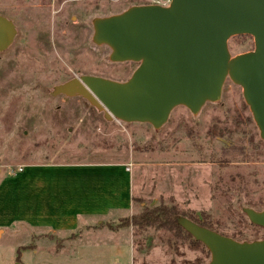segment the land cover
Wrapping results in <instances>:
<instances>
[{"label":"rangeland","instance_id":"1","mask_svg":"<svg viewBox=\"0 0 264 264\" xmlns=\"http://www.w3.org/2000/svg\"><path fill=\"white\" fill-rule=\"evenodd\" d=\"M170 0H0V15L17 35L0 53V170L31 163H124L132 206L74 230L26 226L3 230L0 260L8 264H206V248L182 234L128 224L142 208L174 206L237 241L264 238L242 208L264 209V141L227 80L217 103L193 116L173 109L159 130L107 121L81 98L52 97L53 87L81 76L126 81L136 63H111L92 43L91 22L138 5ZM66 22V23H63ZM74 22V23H73ZM231 56L253 50L249 36L228 41ZM30 246L16 253L17 248Z\"/></svg>","mask_w":264,"mask_h":264},{"label":"water","instance_id":"2","mask_svg":"<svg viewBox=\"0 0 264 264\" xmlns=\"http://www.w3.org/2000/svg\"><path fill=\"white\" fill-rule=\"evenodd\" d=\"M91 41L106 46L111 63L137 64L126 81L81 76L53 87L52 97H78L107 121L147 124L159 130L177 107L196 116L221 99L229 80L264 141V0H170L167 6H132L91 22ZM17 35L0 15V53ZM249 36L253 50L231 56L228 41ZM264 229V209L242 208ZM177 225L202 244L206 264H264V239L236 241L179 216Z\"/></svg>","mask_w":264,"mask_h":264},{"label":"crops","instance_id":"3","mask_svg":"<svg viewBox=\"0 0 264 264\" xmlns=\"http://www.w3.org/2000/svg\"><path fill=\"white\" fill-rule=\"evenodd\" d=\"M124 163H31L0 170V235L15 227L50 233L77 228L132 206V175ZM0 264H8L0 260Z\"/></svg>","mask_w":264,"mask_h":264},{"label":"trees","instance_id":"4","mask_svg":"<svg viewBox=\"0 0 264 264\" xmlns=\"http://www.w3.org/2000/svg\"><path fill=\"white\" fill-rule=\"evenodd\" d=\"M179 216L187 218L201 227L207 228L223 236L236 240L234 236H227L226 234L220 233L217 229L213 228L210 223L206 221H199L189 214L182 213L174 206L159 205L153 208L144 207L138 215H134L130 218L128 224L139 231H144L153 228L154 230H163L166 232H171L176 236L182 234L186 239L190 241V244H192L193 246H202V244L194 241L189 234H187L181 227L177 225L176 219ZM29 248L30 246L19 247L17 248L16 253L19 256L20 252L25 251Z\"/></svg>","mask_w":264,"mask_h":264},{"label":"flooded vegetation","instance_id":"5","mask_svg":"<svg viewBox=\"0 0 264 264\" xmlns=\"http://www.w3.org/2000/svg\"><path fill=\"white\" fill-rule=\"evenodd\" d=\"M138 6H143V5H138ZM8 19V18H7ZM10 20V19H9ZM12 22V21H11ZM13 23V22H12ZM63 23H66V22H63ZM74 23V22H73ZM14 24V23H13ZM15 26V25H14ZM92 26V25H91ZM16 28V27H15ZM16 32H17V29H16ZM16 38V37H15ZM15 40V39H14ZM14 42V41H13ZM8 50V49H7ZM96 77V76H94Z\"/></svg>","mask_w":264,"mask_h":264},{"label":"built area","instance_id":"6","mask_svg":"<svg viewBox=\"0 0 264 264\" xmlns=\"http://www.w3.org/2000/svg\"><path fill=\"white\" fill-rule=\"evenodd\" d=\"M19 172L21 171V169L19 168V169H17ZM127 170H129V167L127 168Z\"/></svg>","mask_w":264,"mask_h":264}]
</instances>
